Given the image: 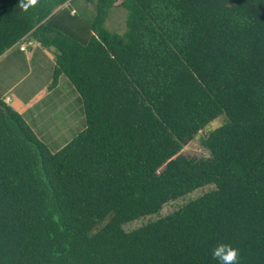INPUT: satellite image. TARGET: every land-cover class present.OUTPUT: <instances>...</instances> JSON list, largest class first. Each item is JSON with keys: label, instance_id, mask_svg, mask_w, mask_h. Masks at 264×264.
<instances>
[{"label": "trees", "instance_id": "obj_1", "mask_svg": "<svg viewBox=\"0 0 264 264\" xmlns=\"http://www.w3.org/2000/svg\"><path fill=\"white\" fill-rule=\"evenodd\" d=\"M118 1L0 0V56L51 50L85 120L53 152L0 100V264H217L219 243L264 264V0H121L122 34Z\"/></svg>", "mask_w": 264, "mask_h": 264}, {"label": "rangeland", "instance_id": "obj_2", "mask_svg": "<svg viewBox=\"0 0 264 264\" xmlns=\"http://www.w3.org/2000/svg\"><path fill=\"white\" fill-rule=\"evenodd\" d=\"M120 2L121 0L110 10L105 22V27L109 31L118 34H122L126 29V12L118 5ZM52 64L53 61L42 60V58L28 59L27 53L23 54L18 48L14 49L11 55L0 60V95L6 91V88L14 86L8 92L12 101L8 106L12 108L13 103H18L26 108L30 104L32 109L27 113L35 114V120L30 125L37 138L55 152L83 131L85 120L79 96L64 76L59 78L56 88H50ZM25 117L29 118V115ZM222 123L223 118L220 117L199 131L182 149L181 154L186 157H207L209 154L203 148L201 140ZM211 189L212 186L198 189L185 198L164 205L159 215L135 220L123 228L125 231L134 230L172 213L188 201L202 196Z\"/></svg>", "mask_w": 264, "mask_h": 264}, {"label": "crops", "instance_id": "obj_3", "mask_svg": "<svg viewBox=\"0 0 264 264\" xmlns=\"http://www.w3.org/2000/svg\"><path fill=\"white\" fill-rule=\"evenodd\" d=\"M21 46H25L26 47V50L25 51H21L20 50V47ZM18 48L19 52L23 53V54H26L28 55V59H33V58H42L43 59H46V60H49V61H53V56H52V52L51 50H47V49H44L42 47H40L37 43H35L29 36L23 38L20 42H18L16 45H14L13 47H11L9 50H7L3 55L0 56V60L1 59H4L5 57H8L9 55H11L12 51L14 49ZM47 54V55H45ZM52 57V58H51ZM52 59V60H51ZM52 67H53V64H52ZM51 67V69H52ZM58 85V84H57ZM56 85V87H57ZM14 86L12 87H8L6 88V91H4V93H2V95H0V100L4 103H6L7 105L9 103H11V97H9L8 95V92L11 90V88H13ZM54 87V88H56ZM53 89V88H51ZM8 99V100H7ZM26 106V105H25ZM12 109H14L17 113H19L22 118L24 119V121L30 126V128L33 130V127L30 125L31 122H33L35 120V114L34 115H31L28 112V110H31V105L28 104L26 106V108L20 106L18 103H13L12 104ZM29 115V118H26L25 116L26 115ZM29 120V121H28ZM34 131V130H33ZM35 133V132H34ZM36 135V133H35Z\"/></svg>", "mask_w": 264, "mask_h": 264}, {"label": "clouds", "instance_id": "obj_4", "mask_svg": "<svg viewBox=\"0 0 264 264\" xmlns=\"http://www.w3.org/2000/svg\"><path fill=\"white\" fill-rule=\"evenodd\" d=\"M38 0H20L21 7L27 11L30 6H35ZM212 259L217 264H240V251L231 244L219 243L212 250Z\"/></svg>", "mask_w": 264, "mask_h": 264}, {"label": "built area", "instance_id": "obj_5", "mask_svg": "<svg viewBox=\"0 0 264 264\" xmlns=\"http://www.w3.org/2000/svg\"><path fill=\"white\" fill-rule=\"evenodd\" d=\"M20 50H21V51H25V50H26V47H25V46H21V47H20ZM7 100H8V99H7Z\"/></svg>", "mask_w": 264, "mask_h": 264}]
</instances>
